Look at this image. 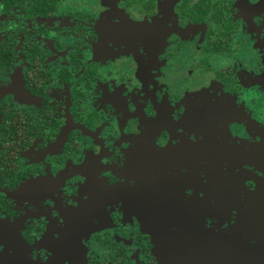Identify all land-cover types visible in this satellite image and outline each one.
<instances>
[{
  "label": "flooded vegetation",
  "instance_id": "af4514ba",
  "mask_svg": "<svg viewBox=\"0 0 264 264\" xmlns=\"http://www.w3.org/2000/svg\"><path fill=\"white\" fill-rule=\"evenodd\" d=\"M0 242L264 264V0H0Z\"/></svg>",
  "mask_w": 264,
  "mask_h": 264
},
{
  "label": "snow or ice",
  "instance_id": "6c2138e0",
  "mask_svg": "<svg viewBox=\"0 0 264 264\" xmlns=\"http://www.w3.org/2000/svg\"><path fill=\"white\" fill-rule=\"evenodd\" d=\"M254 2H255V0H253V3ZM177 39H179V37H177V36H172V35L168 36L169 41H174ZM140 43L146 44V42L143 40H141ZM146 50H147L146 47H140L139 48V51H141V52H144ZM161 59H163V57H161ZM176 107L179 108V113H180L179 116L176 118H178L181 121L188 119L191 116V113L193 112V107L191 105H186L185 107H180V105L177 104ZM153 115H155V113H153ZM177 127H180V125H177ZM175 142H176L175 140L170 141V143H172V144H175ZM233 143H239V141H233ZM186 187H187V185H186ZM189 195H191V193H189ZM85 199H87V197H85ZM69 203H71V201H69ZM73 210H76L75 205L73 206ZM61 215H63V213H61ZM233 223H235V221H233ZM2 247H3L2 242H0V248H2ZM50 254L51 253H49V255ZM33 259H35V257H33Z\"/></svg>",
  "mask_w": 264,
  "mask_h": 264
}]
</instances>
